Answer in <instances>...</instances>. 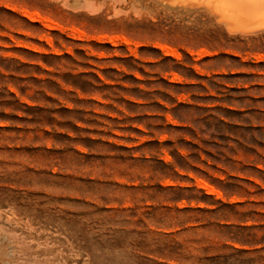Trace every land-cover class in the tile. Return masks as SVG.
<instances>
[{
  "label": "rangeland",
  "instance_id": "1",
  "mask_svg": "<svg viewBox=\"0 0 264 264\" xmlns=\"http://www.w3.org/2000/svg\"><path fill=\"white\" fill-rule=\"evenodd\" d=\"M241 4L0 0V264H264Z\"/></svg>",
  "mask_w": 264,
  "mask_h": 264
},
{
  "label": "bare ground",
  "instance_id": "2",
  "mask_svg": "<svg viewBox=\"0 0 264 264\" xmlns=\"http://www.w3.org/2000/svg\"><path fill=\"white\" fill-rule=\"evenodd\" d=\"M236 1L239 2L240 4L241 2H244V4H246L247 6H253L255 8L264 6V0H236Z\"/></svg>",
  "mask_w": 264,
  "mask_h": 264
}]
</instances>
